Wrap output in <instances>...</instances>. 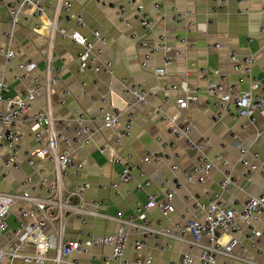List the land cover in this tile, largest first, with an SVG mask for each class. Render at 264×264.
Wrapping results in <instances>:
<instances>
[{"label":"crops","instance_id":"1","mask_svg":"<svg viewBox=\"0 0 264 264\" xmlns=\"http://www.w3.org/2000/svg\"><path fill=\"white\" fill-rule=\"evenodd\" d=\"M70 1L71 7L60 17L58 28L76 31L92 42L94 54L98 57L95 65L102 68L110 65L111 73L103 70L78 73L80 49L58 31H51V10L39 19L25 14L12 28L10 9L13 0H0V79L6 84L5 96H20L33 86L35 80L45 86L49 59L53 70L63 71L49 87L48 97L44 91L31 104L30 114L49 110L54 119L71 120L74 112L80 111L84 115V126L93 131L91 139L82 148L73 142L69 145L72 156L84 168L79 174L70 171L65 183L72 187L76 183L89 182L85 203L101 202L100 213L110 218L87 217L82 225L78 218L69 217L64 238L76 240L79 231L97 237L113 234L120 228V224L112 219L118 213L123 217H136L138 204H145L149 195L162 199L167 190L173 193L174 211L164 218L158 208L150 209L146 216L153 226L171 227L189 219L202 220L204 211L197 205H207L214 199L225 176H229L232 183L226 192L221 193L219 203L222 206L230 208L261 195L264 191V174L261 172L264 118L256 115L252 122L246 118L234 119L230 113L233 112L231 105L230 112H223L216 119L219 110L215 103L218 100L208 96L205 88L207 82H212L225 90L233 88L236 95L247 92L250 81L234 70V65L247 57H253L255 61L253 78L264 84V0L243 4H237L235 0H138L148 15L149 32L135 20V11L127 6L126 0H112L113 4L108 7L98 4L97 0ZM124 6L127 25L116 14V8ZM173 16H178V21H173ZM76 17L81 18L83 25L77 24ZM94 32L106 40L104 45L94 39ZM160 36H164L172 55V63L162 76L154 73L163 67L165 55L158 50ZM179 39L185 42L181 43ZM8 50L14 52L10 61L5 58ZM174 51L178 55H174ZM230 52L236 53L237 62L230 60ZM30 62L35 64V69L24 75L19 66ZM183 84L199 94L185 110H179L175 100L182 97L180 87ZM137 86L150 91L151 96L147 105L133 107L131 133L121 136V142L117 144L115 140L124 119L120 120L118 130L104 129L101 110L108 111L111 104L118 105L117 97L122 96L124 89ZM165 86H175L176 91L167 92ZM66 92L69 95H65ZM158 107L162 108L166 118L173 119L176 125L188 131L187 137L196 148H189L186 138L169 136L170 123L160 121ZM14 129L24 135L18 156L20 167L6 180L0 179L2 192H19L23 189L20 184L26 179L35 181L39 171L48 175L52 171L48 159L34 160L32 166L25 163L24 153L32 154L38 146L28 124H18ZM64 135L72 138L71 132H64ZM100 147L105 151L100 152ZM110 149L114 150L115 158H112ZM241 150L246 151L244 156ZM147 154L160 155L162 159L157 164L143 163ZM7 156L8 151L3 150L1 158ZM202 159L212 163L210 173L203 183L188 181L187 173L200 166ZM128 165L132 167L133 178L128 184H122L118 175ZM15 209L7 219L10 230L16 226ZM256 228L262 237L255 247L251 246L252 239L243 226L240 232L233 234L245 248L244 252L240 248L235 250L241 261L218 257L217 262L264 264V215L257 221ZM123 229L127 241L122 261L112 258L109 247L91 248L88 254L76 252L67 261L137 264L140 260L143 264L149 259L151 264H182L183 256L190 255L192 264H201L198 248L164 236H143L128 226ZM221 240L226 242L228 236ZM136 241L144 244L139 252L134 249ZM202 242L205 243L206 238H202ZM5 245L6 234H0V246ZM27 251L30 250H24ZM49 256L52 257L53 253ZM13 264L22 263L15 261Z\"/></svg>","mask_w":264,"mask_h":264},{"label":"built area","instance_id":"2","mask_svg":"<svg viewBox=\"0 0 264 264\" xmlns=\"http://www.w3.org/2000/svg\"><path fill=\"white\" fill-rule=\"evenodd\" d=\"M250 1L252 0H235L237 4ZM97 3L108 7L111 3L113 4V1L97 0ZM126 4L134 9L135 20L139 25L149 32L150 21L143 5L138 0H126ZM70 7V0H13V6L10 9V25L12 28L17 26L20 17L25 14L39 19L51 10V31H58L62 37H67L80 49L77 55L78 73L83 74L87 70L94 72L103 70L111 73L110 65H105L103 68L95 65L98 62V57L94 54L92 42L76 31L58 28L60 17L63 13L68 12ZM155 7L157 8V6ZM116 12L117 18L127 25L126 7H117ZM76 21L78 25H83L81 18L76 17ZM173 21H178V16H173ZM5 36L9 37L10 35L5 34ZM93 37L101 45L106 43V40L98 32H94ZM159 39L158 50L163 51L165 55L163 67L156 69L154 73L162 76L166 67L172 63V55H170L171 49L167 46L164 36H160ZM179 41L185 42L184 39H179ZM174 55H178V52L174 51ZM5 58L7 61L12 60L14 52L6 51ZM229 58L232 62H237L235 52H230ZM47 62L48 75L45 79V86L35 80L33 86L20 96H5L6 84L0 79V106H4V109H0V179L6 180L20 167L18 156L21 154L24 135L14 129L18 124L29 125V131L38 146L34 153H24L25 163L32 166L34 160L48 159L52 164V171L49 175L39 171L35 181L28 178L20 184L23 187L21 191H0V234H6V245L0 246V264H13L15 261L22 264H79L77 261L69 263L67 259L76 252L88 254L91 248L104 247L111 249L114 260L122 261L127 241L123 226H128L143 236H164L170 240L198 248L201 264H228L226 262L218 263V257L236 262L241 261L242 259L235 255V250L240 248L244 252L245 248L233 234L240 232L242 226L250 234L251 246L257 245V240L262 237L260 230L256 228V223L261 215H264V191L259 196L248 198L244 203L226 208L219 201L221 193L226 192L229 184L232 183L229 176H225L219 184V191L214 195L212 201L207 205L201 203L197 205L204 211L202 220L189 219L171 227H163L161 224L153 226L146 216L150 209L158 208L164 218L174 211L171 202L173 193L167 190L162 199L149 195L145 204H138L137 211L139 213L136 217L133 215L123 217L121 213H118L115 218H112L120 224V228L115 233L97 237L79 231L76 240L67 241L64 235L66 221L69 217L78 218L82 225L85 224L87 217H110L100 213L101 202L93 201L90 205L85 203V194L90 188L89 182L76 183L72 187H68L65 183L70 171L79 174L84 168L83 164L72 156L68 149L69 145L73 142L82 148L93 135V131L84 126L83 113L75 111L71 120L54 119L49 110L44 113L30 114L31 104L44 91L48 97L49 87L59 79L63 71L62 69L53 70L49 59ZM254 63L253 57H247L242 63L234 65V70L250 81L249 90L242 95H236L233 88L225 90L220 84L206 83V94L218 100L215 103L219 110L215 116L216 119H219L223 112H230L231 105L233 112L230 113L234 119L246 118L252 122L256 115L264 118V84L252 76ZM19 67L24 75H28L35 69V64L30 62ZM201 72L206 75L204 70ZM180 89L182 97L175 100V105L179 110H185L190 102L198 99L199 92L191 91L186 84H183ZM164 90L167 92L176 91V87L165 86ZM65 95H69V93L66 92ZM149 96H151V92L144 88L138 86L125 88L122 96L117 97L118 105L111 104L108 111L101 110L104 129L116 131L119 128L120 120L124 119L118 132L119 136L115 140L117 144L121 142V136H129L131 133L134 118L133 107L138 104L147 105ZM100 101L105 103L103 98H100ZM157 112L161 122L168 121L170 123L167 130L170 137L186 138L188 147L196 148L195 144L188 139V131L185 128L176 125L173 119L166 118L161 107L157 108ZM64 132H71L72 138H66ZM3 150L8 151V156L5 159L1 158ZM99 151L104 152L105 148L100 147ZM245 153V150H241L242 156ZM110 154L112 158L116 157L113 149H110ZM161 159L160 155L147 154L142 161L143 163L157 164ZM212 168L211 162L202 159L200 166L187 173L186 179L203 183ZM132 171L131 166H125L118 175L119 181L122 184H128L133 178ZM261 172L264 174V163ZM112 187L114 188V185ZM15 208H17V216L14 218L16 226L10 230L7 226V219ZM223 236H228L226 242L221 240ZM202 238H206L205 243L202 242ZM143 246L141 241L134 242V249L137 252ZM25 249L30 251L24 252ZM51 252L53 253L52 257L49 256ZM137 264H141V261L139 260ZM143 264H151V261L147 259ZM182 264H192L190 255L183 256ZM248 264L253 263L248 262Z\"/></svg>","mask_w":264,"mask_h":264},{"label":"rangeland","instance_id":"3","mask_svg":"<svg viewBox=\"0 0 264 264\" xmlns=\"http://www.w3.org/2000/svg\"><path fill=\"white\" fill-rule=\"evenodd\" d=\"M13 210H16V209H13Z\"/></svg>","mask_w":264,"mask_h":264}]
</instances>
